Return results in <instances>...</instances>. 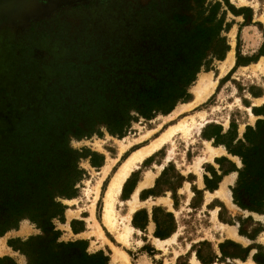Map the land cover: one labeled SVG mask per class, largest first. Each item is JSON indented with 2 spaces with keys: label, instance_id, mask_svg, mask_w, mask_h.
I'll use <instances>...</instances> for the list:
<instances>
[{
  "label": "rangeland",
  "instance_id": "obj_1",
  "mask_svg": "<svg viewBox=\"0 0 264 264\" xmlns=\"http://www.w3.org/2000/svg\"><path fill=\"white\" fill-rule=\"evenodd\" d=\"M216 3L219 34L194 45L197 18ZM195 46L205 49L202 64L186 99L169 112L150 118L132 112L122 136L102 123L90 136L70 139L78 153L101 155L94 158L101 164L79 158L76 194L59 198L63 217L52 220L56 238L21 218L0 235V264H48L49 248L67 264H95L82 260V250L102 251L107 264H264V0H0V149L16 145L10 134L36 125L50 108L62 115L67 84L92 82L105 68L154 66L160 51ZM229 52L232 61L222 66ZM201 75L214 84L197 98ZM181 120L202 126L175 130L131 169L113 196L108 225L104 195L118 166ZM172 189L176 229L159 249L151 230L132 228L129 216L131 208L173 207Z\"/></svg>",
  "mask_w": 264,
  "mask_h": 264
},
{
  "label": "trees",
  "instance_id": "obj_2",
  "mask_svg": "<svg viewBox=\"0 0 264 264\" xmlns=\"http://www.w3.org/2000/svg\"><path fill=\"white\" fill-rule=\"evenodd\" d=\"M217 5L209 7L208 15L197 18L193 27L196 32L193 29L190 37L194 45H208V37L219 34L220 19L215 18ZM204 55L205 49L199 46L189 51L164 50L153 58L154 66L97 70L92 82L67 84L64 89L66 111L62 115L50 108L49 114L45 111L36 125L11 133L17 144L0 149V235L26 217L56 238L59 231L55 230L52 220L63 217L65 205L59 198H71L76 194L81 175L79 158L89 156L94 166L101 164L94 158H103L85 148L78 153L70 147V139L90 136L102 123L111 134L122 136L134 118L132 112L145 118L157 112H169L177 101L186 99L185 88L193 80ZM47 116L52 117V123ZM43 119L46 124L40 125ZM194 192L198 193L195 189ZM158 210L161 213V208L153 209L157 231L172 217L171 213H161L164 217L160 220L155 213ZM74 223L71 222L73 232L83 229L74 228ZM133 224L136 225L134 217ZM71 244L54 242V246ZM49 249L50 256L44 257L48 264H67L60 258L59 251ZM81 258L107 264L102 251L87 253L82 250Z\"/></svg>",
  "mask_w": 264,
  "mask_h": 264
},
{
  "label": "bare ground",
  "instance_id": "obj_3",
  "mask_svg": "<svg viewBox=\"0 0 264 264\" xmlns=\"http://www.w3.org/2000/svg\"><path fill=\"white\" fill-rule=\"evenodd\" d=\"M232 61V52L228 53V56L226 57V60L222 63L223 65H228ZM214 82L210 83L209 79L201 75L198 78V81L194 87V91L196 94L197 98L204 97V95H207L210 91L211 88L213 87ZM188 105L185 106H179L177 107L173 113H176L180 111L181 109L190 106L191 103H187ZM200 126H202V123L199 125H191L190 127H187L186 125L183 124L182 120L179 121L178 123H175L171 126H169L166 130L161 132L156 138L150 141L148 145L144 148L138 149L136 151H133L127 158L120 164L119 168L116 170L114 175L112 176L108 188L105 192L104 195V211H103V219L104 221L112 226L113 225V215H112V201H113V196L119 191L121 183L125 179V177L128 175L129 171L132 169V167L140 161L145 155L151 153L153 150L158 148L163 141H165L172 132L175 130H182V131H187L189 129H194V130H199ZM210 152H213L212 147H209ZM96 195V194H95ZM129 229L126 227L124 232L122 233V237L126 236L128 234ZM161 240L155 239L154 244L160 248L161 246ZM122 256V257H121ZM120 258H122L123 261L126 260L123 255L120 254Z\"/></svg>",
  "mask_w": 264,
  "mask_h": 264
},
{
  "label": "crops",
  "instance_id": "obj_4",
  "mask_svg": "<svg viewBox=\"0 0 264 264\" xmlns=\"http://www.w3.org/2000/svg\"><path fill=\"white\" fill-rule=\"evenodd\" d=\"M230 53V52H229ZM228 55V54H227ZM150 143V142H149ZM148 144H146V145H144V146H142V147H139V148H137V149H135V150H133V151H136V150H138V149H141V148H144V147H146ZM157 149V148H156ZM155 149V150H156ZM212 150H213V152H215V150L213 149V147H212ZM132 151V152H133ZM154 151V150H153ZM152 151V152H153ZM131 152V153H132ZM151 152V153H152ZM213 152H211V154L213 153ZM130 153V154H131ZM151 153H149V154H147V155H145L144 157H146V156H148V155H150ZM210 154V155H211ZM129 156V155H128ZM143 157V158H144ZM127 158V157H126ZM125 158V159H126ZM142 158V159H143ZM124 159V160H125ZM141 159V160H142ZM123 160V161H124ZM140 160V161H141ZM122 161V162H123ZM139 162V161H138ZM137 162V163H138ZM137 163L132 167V168H134L136 165H137ZM120 166V165H119ZM119 166H118V168H119ZM131 171V170H130ZM129 171V172H130ZM116 172V171H115ZM129 174V173H128ZM127 177V176H126ZM125 177V178H126ZM128 179V178H127ZM125 182H126V180H125ZM124 182V183H125ZM122 184V183H121ZM124 185V184H123ZM148 187H151V185H149ZM192 189V192H193V194L195 193L194 192V189L196 190L197 188L196 187H192L191 188ZM120 190V189H119ZM123 190H125V187L123 186ZM221 190V189H220ZM142 192L143 191H145L144 189H142L141 190ZM172 193H171V199L170 200H168L167 201V203L169 204L170 203V201L171 200H173V202H172V205H173V207H171V208H167V207H164V206H161V204H155V205H153L149 210L148 209H146V208H140V209H137V208H131L132 209V211H131V214H130V223H131V227L132 228H135V229H139V230H144V229H149V230H151V232H152V234H153V237H154V239H153V244H154V241H155V239H158V240H161L162 242H161V246L164 244V243H166L167 241H169L170 240V238H168L174 231H175V229H176V221H175V218H174V212H173V210H176L175 208L177 207V195H176V190H174V189H172V191H171ZM217 192H219V193H221V191H217ZM135 193H137V190L135 191ZM149 194V193H148ZM224 195V194H223ZM151 196V195H150ZM144 198H146V197H141V199H144ZM155 198L156 199H165V196H162V195H155ZM192 200V199H191ZM195 203V201L193 202V204ZM192 204V201H191V203H190V205H193ZM163 205H165V204H163ZM170 205V204H169ZM155 208H161V210H160V212L161 213H171V215H172V217H168L169 218V221L167 222V224H163L162 225V228L161 229H159L158 231H157V226H156V222H155V220L153 219V209H155ZM137 212H140L139 214H136ZM155 213H157V215H158V218L161 220L163 217H164V215L162 214L161 215V213H159V210L157 211V212H155ZM135 215V216H134ZM133 217H134V222H136V225L135 224H133ZM173 218V219H172ZM171 219V220H170ZM138 224V225H137ZM140 224H141V226H140ZM84 230V229H83ZM83 230L82 231H78V233H77V235H79V234H81L82 232H83ZM158 232V233H157ZM128 233H129V231H128ZM1 244V243H0ZM155 245V244H154ZM161 246H160V248H161ZM155 247H157L156 245H155ZM157 248H159V247H157ZM159 248V249H160ZM122 255V254H121ZM122 257V256H121ZM123 257H125L126 258V256L125 255H123ZM122 259V258H121ZM125 261H127V258H126V260ZM144 264H146V263H144Z\"/></svg>",
  "mask_w": 264,
  "mask_h": 264
}]
</instances>
